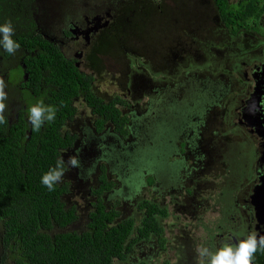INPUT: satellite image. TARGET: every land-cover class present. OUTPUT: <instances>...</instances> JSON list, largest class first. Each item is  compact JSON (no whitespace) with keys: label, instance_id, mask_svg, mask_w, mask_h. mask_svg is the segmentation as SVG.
I'll list each match as a JSON object with an SVG mask.
<instances>
[{"label":"rangeland","instance_id":"rangeland-1","mask_svg":"<svg viewBox=\"0 0 264 264\" xmlns=\"http://www.w3.org/2000/svg\"><path fill=\"white\" fill-rule=\"evenodd\" d=\"M135 2L126 4L118 19L121 24L118 26L119 39L111 43L105 42L110 37H104L100 45V52L107 53V69L96 64H92L93 70L85 69L95 77L94 91L97 94L106 99L122 95L130 100V104H137L123 107L124 113L130 116L128 134L122 137L111 129L96 133L94 116L81 101L76 103L78 114L75 120L67 124V129L78 134V140L72 149L63 153L66 168L68 158L76 154L77 148L82 149L79 158L85 170L91 168L95 161L90 175L82 177L81 169L71 168L61 182L70 184V192L65 196L67 204L78 207L79 218L69 230L85 228L92 209L90 202L95 200L89 191L98 185L100 168L105 164L109 179L115 182V186L103 198L107 207H117L122 219L134 217L139 227L144 216L139 204L144 200H151L168 210L167 218H158L165 228L164 233L152 235L149 240L142 239L125 260L115 259L114 264H197V246L213 251L208 238L215 241L216 233L222 231L219 226H227L226 217L230 212H221L219 205L215 206L216 198L229 184L228 177L218 181L214 174L226 176L230 172V194L238 180V183H243L242 179L251 176L247 157L251 152L246 149L241 135L235 141L227 142L226 137L231 133L224 124L214 131L220 123L216 116L225 111L223 106L218 107V100L215 99L214 105L199 102L194 112L187 111L190 114L184 116V128L170 142L178 153L166 157L169 164L180 158L181 172L177 176L163 171L155 163H149L158 156L156 151L159 147L150 145L153 151L146 153L142 144L148 133L144 126L147 123L145 110L149 99H159L161 94L189 79L219 86L218 97L223 103L229 96L226 95L228 87L231 86L229 94L232 95L239 86L237 75L241 69L240 62L247 60L248 46L255 49L264 38L229 31L219 15L212 13L210 0H174V4L171 0L172 7H167L164 13L148 9L146 4L145 10L140 9V1ZM166 3L169 5L170 1ZM60 7L59 4L55 7L57 13ZM132 10H135L133 14ZM128 74L132 80L128 79ZM139 108L143 111L141 114L136 111ZM175 109L172 108V116ZM151 175L155 179L153 183L151 178L147 179ZM166 182H169L168 186ZM174 222L175 225L172 224ZM136 234L137 227L131 237ZM161 238L165 239L163 247Z\"/></svg>","mask_w":264,"mask_h":264},{"label":"trees","instance_id":"trees-1","mask_svg":"<svg viewBox=\"0 0 264 264\" xmlns=\"http://www.w3.org/2000/svg\"><path fill=\"white\" fill-rule=\"evenodd\" d=\"M35 1L0 0V24L11 20L14 39L21 45L20 57L29 52L23 60L26 65L23 71H17L19 74L10 79L13 85L22 83L24 88L19 97L27 108L19 109L12 123L7 111L8 123L0 125V261L1 264L8 261L13 264H114L115 259L125 260L133 252L137 240L151 232H161L154 214L165 213V210L148 202L141 204L147 216L139 228L140 236L131 237L133 220H119V211L108 209L104 203L103 192L114 184L104 169L100 176L102 184L94 190L96 198L85 228L68 230L79 218L75 206L67 207L64 201L68 184L59 183L55 191L50 192L41 183V177L56 165L63 157L62 152L76 139L65 129L67 121L77 111L75 101L85 98L97 115L99 128L106 120H111L125 135L127 117L114 102L104 104L102 98L92 92L91 77L81 72L73 61L48 41L34 35ZM216 2L223 20L232 28L239 18L248 20L258 9L255 0H243L240 5L231 7L228 0ZM240 28L242 26L238 25L233 31ZM0 54L4 55L2 46ZM15 61L18 59L12 57L7 65ZM5 68L0 66V69ZM41 99L58 111L53 122L45 123L36 132L29 121L28 110Z\"/></svg>","mask_w":264,"mask_h":264},{"label":"flooded vegetation","instance_id":"flooded-vegetation-1","mask_svg":"<svg viewBox=\"0 0 264 264\" xmlns=\"http://www.w3.org/2000/svg\"><path fill=\"white\" fill-rule=\"evenodd\" d=\"M135 1L136 0H36L34 4L35 6L33 7L36 29V33L34 35H36L40 40L48 41L51 46L56 47L65 58L73 61L81 72L88 77H91L90 85L92 92L95 93L96 96L102 98L104 104H110V102L115 103L116 108L122 111L123 116L127 117L126 127L128 132L130 116L124 113L123 107L129 105L130 100L124 99L122 95H116L110 99H106L105 97L97 94L94 91L95 77L85 71V69L90 68L93 70L92 64H96L98 67H105L107 53L100 52V45L104 37H110L105 42L111 43L116 41V39H119L118 26H121V24H119L118 19L122 16L125 5L129 2L136 3ZM137 1H140V9L145 10L144 6L146 4L148 9H153L155 12L159 11L160 13H164V10L167 7H172L171 0H168L170 1L169 5L166 3L167 0ZM172 1L174 4V0ZM210 1L213 7L212 13L214 12L216 16L219 15L223 25H225L229 31L234 34L245 32L252 36L264 38V0H255L258 9L248 18V20L239 18L240 20L238 22L235 21L233 28H236L238 25L242 26V28H240L237 32H234L233 28L228 26L223 20L216 0ZM242 2L243 0H238V2L228 0V5L231 7L232 5H240ZM58 4L62 6L60 7L59 13H57V10L55 9ZM134 11L135 10H132V14ZM131 21L132 17L131 20H129V24ZM117 48L119 49L120 47ZM247 49L249 50L248 54H246L247 60H242L240 62L241 69L237 75L239 86L236 87V91L234 89V93L232 95L229 94L231 86L228 87L229 92H227L226 95L229 96L224 99L223 103L218 97L219 86H211L209 83L203 84V82L199 80L196 82L194 79H189L186 82H181L173 90L166 92V94H161L159 99L152 100L148 98L150 102L148 103L144 115L147 119V123H144V126L145 130L146 128L148 129V133L146 132L147 138L143 140L142 144L145 145V150H147L146 153L153 151V148H150V145L156 144L159 147V150L156 151L158 156L154 162L149 163H155L161 170L170 171L177 176L183 167L181 162L182 160L180 158H175L171 164L166 162L167 156L178 153L174 144L171 145L170 142H173L184 128V116L190 114V112H194L195 108H197L196 105L199 102L214 105L215 99L218 100V107L223 106L222 110L225 111L223 114L220 113L216 116L217 121L220 123L218 126H215L216 129H214V131L218 130L224 124L227 130H229L228 133H231L226 137L227 142H233L237 139L238 135H241L243 140L242 142L246 144V149H249L251 152L248 153L247 156L250 158H248V160L251 165V176L246 177L244 180L242 179L243 183H238V180L235 183V188L230 194H228V186L231 183L230 172L226 173V176L223 173L214 174V178L218 181L225 180L226 177H228L229 184L228 186L223 187L225 189L222 190L223 193L221 192V196L216 198L215 206L217 207L219 205L218 208H220L221 212H225V210L230 212L226 217V219H228L226 222L227 226H219L222 228V231L216 233L214 236L215 241L213 242V240H210L213 238H208L209 247L213 251H215L225 240H230L231 243L236 244L239 239L245 238L251 232H256L258 237L260 235H264V40H262L260 45L256 46L255 49H252L250 45ZM37 50L38 48L35 49L33 54ZM21 52L22 51L18 50L15 55H9L4 50V55L2 54V56L0 54V66L6 67L5 69H0V77H3L7 84L5 89L8 92L7 111L11 123L12 117L15 118V120L17 119L19 109L26 107L23 100L20 99L21 96L19 97L24 88L22 83L18 82V85H13L10 81L11 78L19 74L17 71H23V67L25 68L26 66L23 60L26 55H29V52L20 57ZM127 53H129V50ZM259 55H261V57ZM12 57H15L18 61L7 65V62ZM228 67L231 68V64H229ZM105 69H107V67H105ZM25 75L27 76L26 71L24 79ZM128 79L132 80V76L129 75ZM224 86L225 85L222 87L226 90V86ZM80 101L84 102L93 114L96 133L101 134L104 130L111 129L114 133H117L122 137L128 134V132L125 135L121 134L115 123L111 120H106L102 128H99V126L96 125L97 115L94 114L83 97L75 101L74 105L77 108V111L74 114V117L67 121V124L75 120L78 114V107L76 103ZM134 105L137 104H130V106ZM173 107H176L174 116L171 115ZM136 111L139 114L143 112L140 108ZM212 113H217V111H213ZM67 124L65 129L69 130L67 129ZM69 131L71 134L76 136V139L72 146L66 148L64 151L72 149L78 140V134L72 130ZM180 141H178V143ZM188 144L189 143L187 142V146ZM64 151L62 152L63 157ZM112 152L117 155V151L115 149H113ZM198 152H200L199 149ZM100 169H102V171L98 176L99 183L97 186L90 188V196L93 195L95 197L94 190L102 184L100 176L104 172L103 170L105 169L107 173V167L105 164H102ZM148 178L152 179V183L155 181L152 175L148 176L147 179ZM109 180L114 184L110 189L103 192V196L107 191L112 190L115 186V182L111 179ZM67 184L68 192L64 195V201L67 207H73L74 205H68L65 200V196L70 192V184L68 182ZM168 184L169 182L165 183L166 186H168ZM214 200L215 198L213 199V205ZM94 201L95 200L90 202L91 207ZM145 202H148L151 205H156L161 210H165V213L157 212L154 214L161 226V232H151L148 236H144L143 238L137 240L135 244L142 239L149 240L152 235H162L165 231V228L160 224L158 218L159 216L163 219L167 218L168 210L164 207H160L158 203L152 202L151 200H144L139 204V209L144 211L143 219L147 216V212L146 209H141L140 205ZM75 208L78 210L77 206H75ZM107 208L118 210L116 206ZM119 213V220H133L132 234L137 227L136 236H140L139 228L142 227L143 220L141 221V225L138 227L136 226L134 217L122 219L121 212L119 211ZM172 224L175 225V222ZM160 243L163 247L165 239L161 238ZM255 264H264V253L259 251L256 253Z\"/></svg>","mask_w":264,"mask_h":264},{"label":"clouds","instance_id":"clouds-1","mask_svg":"<svg viewBox=\"0 0 264 264\" xmlns=\"http://www.w3.org/2000/svg\"><path fill=\"white\" fill-rule=\"evenodd\" d=\"M15 29L11 20L0 24V46L9 54L15 55L20 49V43L14 39ZM6 81L0 77V125L8 123L6 115L8 109V92ZM29 121L32 124L33 131H40L45 123H51L56 118L58 109L53 105H46L41 99L29 107ZM81 148L76 149V154L67 160L68 168L65 167L63 158L57 160L56 165L51 167L41 177V183L51 192L55 191L56 185L61 183L65 177L66 171L71 168L81 169L80 175H90L95 168L93 166L87 170L84 169L79 153ZM264 253V235L258 237L256 232L249 233L245 238L239 239L238 243L233 244L230 240H225L215 251L208 247L197 246V264H255L256 253Z\"/></svg>","mask_w":264,"mask_h":264},{"label":"water","instance_id":"water-1","mask_svg":"<svg viewBox=\"0 0 264 264\" xmlns=\"http://www.w3.org/2000/svg\"><path fill=\"white\" fill-rule=\"evenodd\" d=\"M261 207H262V205H261ZM259 208H260V206H259Z\"/></svg>","mask_w":264,"mask_h":264}]
</instances>
